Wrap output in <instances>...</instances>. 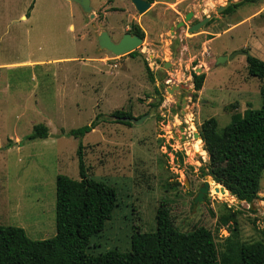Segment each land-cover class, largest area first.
<instances>
[{
	"label": "rangeland",
	"instance_id": "obj_1",
	"mask_svg": "<svg viewBox=\"0 0 264 264\" xmlns=\"http://www.w3.org/2000/svg\"><path fill=\"white\" fill-rule=\"evenodd\" d=\"M226 1L153 0L140 14L130 0H104L91 16L67 0H0V224L20 226L32 239L54 236L56 176L79 178L78 140L64 132L97 114L139 117L151 109L142 124L103 121L81 139L89 177L114 187L118 200L86 252L129 250L135 228L155 229L161 201L179 230H211L219 251L233 226L232 220L222 225L221 215L235 214L240 241L262 239L264 172L252 204L216 192L202 174L208 154L194 134L210 117L220 131L232 114L261 106L264 79L248 73L245 55L218 65L215 58L243 49L264 60V0H230L240 3L200 29L170 33L187 11L195 13L189 24ZM70 23L79 30L72 24L69 30ZM135 23L144 32L135 56L98 47L100 31L117 41ZM192 72L205 74L199 90ZM38 123L48 127V137L24 139ZM9 139L16 143L3 148ZM205 180L210 190L194 206L189 191Z\"/></svg>",
	"mask_w": 264,
	"mask_h": 264
},
{
	"label": "trees",
	"instance_id": "obj_2",
	"mask_svg": "<svg viewBox=\"0 0 264 264\" xmlns=\"http://www.w3.org/2000/svg\"><path fill=\"white\" fill-rule=\"evenodd\" d=\"M239 3L225 10L231 11ZM27 15H30L29 11ZM245 60L248 73L264 79V60L251 54H247ZM146 70L151 75L148 67ZM204 77L203 72H192L195 90L201 88ZM262 96L259 108L232 114L230 122L220 131L214 117L203 121L200 129L208 154V164L206 169L201 168L202 174L209 175L237 200L248 204L259 198L260 178L264 172V87ZM151 106L155 107L157 103ZM115 116L132 115L122 110L109 115L97 114L89 124L64 132L78 140L79 178L64 174L56 176V232L50 238L32 239L20 226L0 224V264H264V231L262 239L240 241L235 214L221 215L219 222L222 225L232 220L233 226L231 235L224 240V249L219 251L208 228L197 226L189 231L179 230L173 223L167 201H161L156 209L154 230L135 228L129 250L108 249L96 255L88 254L86 250L90 247L91 237L104 229L118 200L114 187L89 177L81 139L103 121L131 125ZM48 135V127L38 123L24 139H45ZM15 143L9 139L3 148H10Z\"/></svg>",
	"mask_w": 264,
	"mask_h": 264
},
{
	"label": "water",
	"instance_id": "obj_3",
	"mask_svg": "<svg viewBox=\"0 0 264 264\" xmlns=\"http://www.w3.org/2000/svg\"><path fill=\"white\" fill-rule=\"evenodd\" d=\"M71 1L75 2L80 7L83 13H89L91 16H93L90 0H71ZM130 1L135 7V9L137 10V12L140 14L145 12L150 7V1L148 0H130ZM231 3L232 1L228 0L226 1L225 4L218 5L215 8V12L212 11L208 15H205L204 17H202V19L196 21L195 23H192V25L188 27L187 32L192 33V31H196L200 29L201 27L205 26V24L215 15V13H219L225 10L228 6L231 5ZM263 13H264V9H263ZM192 15L193 13L191 10L185 13L183 16V20L178 21V23L176 24V27L184 26V24L192 18ZM172 30H173V27H171V31ZM96 39H97L98 47L100 49H104L117 56L130 53L142 43V38L140 36H138L137 34L132 35L128 32L124 33L118 42H114L106 30L100 31ZM237 54H242L246 56L248 52L241 49V50L233 51L229 54L218 55L215 58V64L218 65L228 60H231ZM197 71H200V69H197ZM168 91H171V90L168 89ZM151 113H152V110L148 111L147 113L139 117L115 116V118L120 119L121 121H124V122H130L133 125H139V124H142L148 117H150ZM194 137L201 138L200 133L196 132L194 134ZM215 184L216 186L214 187V190L216 192L218 191H220L221 193H225V191L228 192V190L222 184H219V183H215ZM209 190H210V182L208 180H205L196 192L189 191V193L193 195L194 206H195V203L204 201L205 194L208 193Z\"/></svg>",
	"mask_w": 264,
	"mask_h": 264
},
{
	"label": "flooded vegetation",
	"instance_id": "obj_4",
	"mask_svg": "<svg viewBox=\"0 0 264 264\" xmlns=\"http://www.w3.org/2000/svg\"><path fill=\"white\" fill-rule=\"evenodd\" d=\"M149 1V0H148ZM151 1H150V6H151ZM173 10H175V9H173ZM190 11V10H189ZM192 11V13H193V15H192V17H194L195 16V13H194V11L193 10H191ZM188 12V11H187ZM186 12V13H187ZM223 12H224V10H223ZM144 13V12H143ZM222 13V11L221 12H219V13H217V14H221ZM184 16V15H183ZM205 16V15H204ZM204 16H202V17H204ZM212 18H215L214 16L212 17ZM212 18L210 19V20H212ZM202 19V18H201ZM183 20V19H182ZM198 20H200V19H195V20H193V21H191L189 24H184V26H182V27H184V29H186V31H187V29H188V27H190L191 25H192V23H195L196 21H198ZM209 20V21H210ZM178 22H176L175 23V25H171V27H173V30L171 31V27H170V33L171 34H173L172 35V37L176 34V30H175V28H178V27H176V24H177ZM139 24V23H138ZM134 24L130 29H128L126 32H128V33H130V34H137L138 36H140L141 38H142V43H143V41H144V32H143V30L141 29V25L139 24ZM136 27H138L140 30L139 31H136L137 29H136ZM125 32V33H126ZM124 34V33H123ZM123 34L121 35V37L123 36ZM111 37V36H110ZM121 37L117 40V41H114L112 38V40L114 41V42H118L120 39H121ZM142 43L139 45V46H141L142 45ZM139 46H137V47H139ZM136 47V48H137ZM135 50V49H134ZM134 50L133 51H131V55L132 56H135V52H134ZM163 65H164V67H167L168 66V63L167 62H163ZM167 65V66H166ZM168 91V90H167ZM190 97V96H189ZM194 98L196 99V95H194ZM200 101H201V99H199ZM203 101V100H202ZM184 102V101H183ZM188 103H191V98H189L188 99ZM186 105H187V103H186ZM152 108H153V106H152ZM151 110V109H150ZM149 110V111H150ZM141 116V115H140ZM184 134V136L183 137H186V138H188V136H190V133H188V134H186V132H184L183 133ZM186 148V146L183 148V149H185Z\"/></svg>",
	"mask_w": 264,
	"mask_h": 264
},
{
	"label": "crops",
	"instance_id": "obj_5",
	"mask_svg": "<svg viewBox=\"0 0 264 264\" xmlns=\"http://www.w3.org/2000/svg\"><path fill=\"white\" fill-rule=\"evenodd\" d=\"M69 3H71V4H75L79 9H80V7L75 3V2H73V1H71V0H67ZM99 1H104V0H94V3L92 4V0H90V4H91V7L94 9V7L99 3ZM181 1H183V0H180V2ZM81 10V9H80ZM71 24L73 25V28H74V30H79V26H76L75 24H73V23H70L69 25H68V29L70 30V27H71ZM73 32V31H72Z\"/></svg>",
	"mask_w": 264,
	"mask_h": 264
},
{
	"label": "bare ground",
	"instance_id": "obj_6",
	"mask_svg": "<svg viewBox=\"0 0 264 264\" xmlns=\"http://www.w3.org/2000/svg\"><path fill=\"white\" fill-rule=\"evenodd\" d=\"M210 182V181H209Z\"/></svg>",
	"mask_w": 264,
	"mask_h": 264
}]
</instances>
